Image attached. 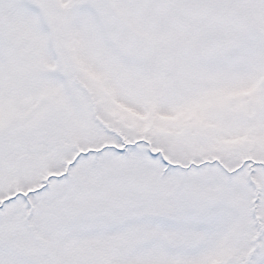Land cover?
Listing matches in <instances>:
<instances>
[{"label":"snow or ice","instance_id":"obj_1","mask_svg":"<svg viewBox=\"0 0 264 264\" xmlns=\"http://www.w3.org/2000/svg\"><path fill=\"white\" fill-rule=\"evenodd\" d=\"M0 264H264V0H0Z\"/></svg>","mask_w":264,"mask_h":264}]
</instances>
